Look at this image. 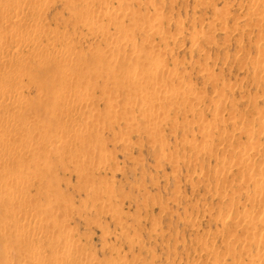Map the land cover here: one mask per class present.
Returning a JSON list of instances; mask_svg holds the SVG:
<instances>
[{
    "label": "rangeland",
    "instance_id": "rangeland-1",
    "mask_svg": "<svg viewBox=\"0 0 264 264\" xmlns=\"http://www.w3.org/2000/svg\"><path fill=\"white\" fill-rule=\"evenodd\" d=\"M13 1L17 9L40 11L30 15L32 24L18 23L14 29L40 24L42 36L57 44L43 41L50 54L42 59L52 58L47 67H37L30 49L20 52L29 59L23 66L0 67L2 87L8 80L20 89L17 96L0 98L1 104L15 103L9 112L0 104V118L10 120L6 127L0 124V136L13 132L0 145L14 154L0 162V172L10 175L23 168L19 172L25 179L34 168L41 176L38 184L34 178L24 180L28 196L15 200L24 205L27 199L30 216L17 211L15 202L8 204L13 211L0 204V226L25 235L24 242L10 246L0 236V247L7 242L11 249L3 254L5 262L36 248L44 264L60 258L59 264H264V0ZM4 20L0 11V27L10 32ZM67 49L73 51L69 56L56 57L54 51ZM158 60L165 61L160 70L155 69ZM55 66L59 73L54 74ZM12 74L23 79L11 81ZM65 86L71 99L82 93L87 104L74 96V103L80 102L75 109L69 99L58 103L57 92L69 89ZM155 114L164 120L155 122ZM70 121L88 130L81 134L79 126L78 140L65 150L58 142L36 150L39 140L26 132L38 130L54 139L73 126ZM13 123L25 131L12 128ZM0 178L3 189L6 180ZM35 211L51 230L46 225L38 231V219L31 218ZM11 214L20 223L29 221L44 240L8 225L5 217ZM15 263L27 264L19 258Z\"/></svg>",
    "mask_w": 264,
    "mask_h": 264
},
{
    "label": "bare ground",
    "instance_id": "bare-ground-1",
    "mask_svg": "<svg viewBox=\"0 0 264 264\" xmlns=\"http://www.w3.org/2000/svg\"><path fill=\"white\" fill-rule=\"evenodd\" d=\"M2 1H4L3 3L1 2L0 3V11L3 13V15H4V24H6L8 27H7V29H9L10 27H12V30H11V28H10V32H5L6 30H5V28H3V27H5V25L2 27V29H3V31H2V29H1V27H0V31H2V32H0V67L1 66H4V65H6V67H7V65H10L11 67L13 66V65H17V67H18V65H22L23 63L25 64V62L26 61H28V60H26L25 61V59H24V57H22L21 56V54H20V52L21 51H23L24 49H30V50H32L35 54H36V56H35V59H37V62H38V68H44V67H47L48 65H50L51 63H52V61H51V59L49 58V57H47L48 58V60H45V57H44V59H42L43 58V56H45V53H46V51L42 48V45H43V41L44 40H47V44H49V45H54V43H55V41L53 40V39H48L46 36L44 37V35L42 36V33H41V28H40V24H39V26H34V24H33V27H31V29H26V30H19V28L18 29H14L13 28V26H15L16 27V25L18 24V23H25L26 22V24H29V23H31L32 24V19L33 18H31V16L30 15H35L36 14V16H37V13H39L38 11L36 12V10L35 9H30L29 11H23V10H20V9H17L16 8V6L14 5L15 3H14V1L13 0H2ZM16 1V0H15ZM19 1V0H18ZM23 2V1H22ZM37 2V1H36ZM42 2V1H41ZM17 3V2H16ZM19 3V2H18ZM121 3V2H120ZM20 4V3H19ZM21 6H22V4H21ZM34 7V6H33ZM21 8V7H20ZM26 10V9H25ZM38 10V9H37ZM40 10V9H39ZM41 15H43V14H41ZM41 18H42V16H41ZM165 20V19H164ZM33 21H34V19H33ZM36 22V21H35ZM39 22V21H38ZM0 23H1V21H0ZM160 24V23H159ZM24 26H25V24H24ZM42 26V25H41ZM161 26H162V23H161ZM18 27V26H17ZM29 27V26H28ZM22 29V28H21ZM45 29V28H44ZM5 30V31H4ZM43 30V29H42ZM152 30V29H151ZM158 30V29H157ZM123 31V30H122ZM159 32H160V29L158 30ZM153 32H154V30H153ZM130 33V32H129ZM44 34H45V32H44ZM105 34V33H104ZM130 35V34H129ZM120 36V35H119ZM55 37V36H54ZM120 38H122V37H120ZM147 38V37H146ZM146 40V39H145ZM145 40H144V42H145ZM57 41V40H56ZM116 43V42H115ZM55 44H57V43H55ZM66 45V44H65ZM68 46V47H67ZM66 47L67 48H70V46L69 45H67ZM43 47H45V46H43ZM14 48V49H13ZM11 49H13V52L11 51V53H10V50ZM66 49V48H65ZM55 50V49H54ZM70 52H73V51H71V49H70V51H69V49H67L66 51H64V50H60V51H54V53L56 54V57L58 56V54L63 58V57H67V56H69L70 55ZM117 52V51H116ZM119 52V51H118ZM117 52V53H118ZM22 53V52H21ZM49 53V52H48ZM48 53H46V54H48ZM50 54V53H49ZM72 54V53H71ZM29 56V55H28ZM72 56V55H71ZM26 58H27V55H26ZM34 58V57H33ZM145 59V58H144ZM162 59V58H161ZM31 60V59H30ZM34 60V59H33ZM58 60V59H57ZM74 60H76V59H74ZM83 60V59H82ZM54 61V63H55V59L53 60ZM65 61V60H64ZM77 61H79V60H77ZM36 62V63H37ZM58 62V61H57ZM61 62V61H60ZM63 62V61H62ZM137 62H139V61H137ZM28 63V65H29V62H27ZM140 63V62H139ZM143 63H145V62H143ZM148 63V62H147ZM164 63H165V61L163 62V61H159L158 60V62L155 64V69L156 70H160V69H162V68H164ZM149 64H151V63H149ZM35 65V64H34ZM54 65V64H53ZM53 65H52V68H53ZM78 65V64H77ZM166 65V64H165ZM23 66V65H22ZM57 66V65H56ZM56 66H55V68H54V74L56 73V72H58L59 73V69L58 70H56L57 68H56ZM73 66V65H72ZM167 66V65H166ZM5 67V66H4ZM4 67H3V71H4ZM9 67V66H8ZM140 67H141V65H140ZM10 68V67H9ZM51 68V69H52ZM70 68V67H69ZM150 68V67H149ZM1 70H2V68H0ZM68 69V68H67ZM136 69V68H135ZM25 70V69H24ZM23 70V71H24ZM26 70H27V68H26ZM29 70V69H28ZM27 70V71H28ZM138 70H141V69H138ZM9 71V70H8ZM42 71V70H41ZM75 71H76V69H75ZM135 71V70H134ZM136 71H137V69H136ZM11 72V71H10ZM15 72V71H14ZM42 72H44V71H42ZM49 72L51 73V70H49ZM69 72V71H68ZM147 72H150V71H147L146 70V74H147ZM153 72H155V71H153ZM18 73V72H17ZM16 73V74H17ZM21 73H22V71H21ZM36 73V72H35ZM41 73V72H40ZM63 73V72H62ZM137 73V72H136ZM141 73V72H140ZM160 73V72H159ZM4 74V73H3ZM2 74V75H3ZM11 74V73H10ZM9 74V75H10ZM19 74V73H18ZM24 74V73H23ZM28 74V73H27ZM34 74V73H33ZM39 74V73H38ZM42 74V73H41ZM156 74V73H155ZM13 75V74H12ZM15 75V74H14ZM14 75L13 76H11V81H12V77H13V80H14V78H17V80H18V78H21V79H23V75H16L15 77H14ZM29 75V74H28ZM36 75V74H35ZM57 75V74H56ZM65 75V74H64ZM64 75L62 74V76H61V78H63L64 77ZM150 75V74H149ZM159 75V74H158ZM1 76V75H0ZM5 76V75H4ZM34 76V75H33ZM50 76L51 77H53L51 74H50ZM155 76V75H154ZM153 76V77H154ZM7 77H8V73H7ZM67 77V76H66ZM65 77V78H66ZM70 77L72 78V76L70 75ZM134 77V76H133ZM159 77V76H158ZM161 77V76H160ZM158 78V81H160L159 79H161V78ZM167 77V76H166ZM26 78V77H25ZM146 78V77H145ZM144 78V79H145ZM57 79H58V77L56 76V81H57ZM64 79V78H63ZM62 79V80H63ZM69 79V78H68ZM127 79V78H126ZM131 77H130V81H131ZM149 78H147V79H145V82H147V80H148ZM151 79V78H150ZM2 80V79H1ZM49 80V79H48ZM152 80V79H151ZM18 81H20V79L18 80ZM17 81V82H18ZM66 81V80H65ZM69 81V80H68ZM68 81L67 82H65V83H68ZM133 81V80H132ZM150 81V80H149ZM154 81V80H153ZM155 81H156V79H155ZM157 81V82H158ZM2 82V81H1ZM15 82V81H14ZM13 82V83H14ZM63 82H64V80H63ZM63 82H61V83H63ZM127 82H129V81H127ZM52 83H54L55 84V82H52ZM60 83V84H61ZM126 83V82H125ZM124 83V84H125ZM7 86H4L3 85V87H2V85L0 84V86H1V88H0V98H2V96L3 97H10L11 98V96H17V95H19V91H20V89H19V91H18V89H17V87H16V89H14V87H13V85H12V87H11V84H10V86H9V82H8V80H7ZM5 84V85H6ZM14 84H16V83H14ZM37 84H39L38 83V81H37ZM41 84H42V82H41ZM53 84V85H54ZM149 84V83H148ZM155 84V83H154ZM154 84H152V85H154ZM49 86H50V84H48ZM83 85V84H82ZM132 85V84H131ZM149 85H151V84H149ZM41 86V85H40ZM58 86V85H57ZM61 87H62V84H61ZM64 87V86H63ZM66 88H69V87H67V86H65ZM78 88H79V85L77 86ZM50 88V87H49ZM83 88V87H82ZM91 88V87H90ZM44 89H45V87H44ZM52 89V88H51ZM51 89H49V90H51ZM65 88H63L62 90H60V91H56L57 92V101H58V103H59V101H63V102H66L65 100H68L69 99V102L68 103H72V104H70V105H73V104H76V103H74L75 101L77 102V100H75V101H73L72 99H73V96L74 95H72L71 97H72V99L70 98V96L69 95H71V92L69 91V90H71L70 88L69 89H67V90H64ZM86 89V88H85ZM91 90V89H90ZM85 91V90H84ZM39 92H41V89L39 90ZM74 92H76V91H74ZM79 92V91H78ZM87 92V91H86ZM90 92V91H89ZM134 92V91H133ZM136 92V91H135ZM91 93V92H90ZM138 93H140V92H138ZM43 94H46V91L45 92H43ZM47 94H50V92L48 91L47 92ZM73 94V93H72ZM75 94V93H74ZM39 95H41V93H39ZM84 95V94H83ZM82 95V93H81V95L79 94V93H77L76 92V95L74 96L75 98L77 97V98H79V99H83V101H85V104L84 105H86L87 103H86V100H84V96ZM132 95V94H131ZM130 95V96H131ZM134 95V94H133ZM147 95V94H146ZM21 96V95H20ZM86 96V95H85ZM89 96L91 97V99H92V96L89 94ZM88 96V97H89ZM143 95H141V97H142ZM23 97V96H22ZM41 97H43V96H41ZM84 97V98H83ZM131 97H133L134 98V101H135V97L134 96H131ZM137 97V96H136ZM21 98V97H20ZM52 98V97H51ZM50 98V99H51ZM54 98V97H53ZM144 98H145V96H144ZM153 98H155V97H153ZM25 101H26V99H25V97L23 98ZM87 99V98H86ZM90 99V100H91ZM140 99V98H139ZM139 99H137L136 98V100H139ZM5 100V99H4ZM8 100H9V98H8ZM17 100V99H16ZM90 100H88V102L90 101ZM2 101V100H1ZM18 101V100H17ZM17 101H15V102H17ZM45 101H46V99H45ZM80 101V100H79ZM133 101V100H132ZM153 101V100H152ZM155 101V100H154ZM4 102V101H3ZM42 102V101H41ZM92 102V101H91ZM91 102H90V104H91ZM138 102H142V100L140 101H138ZM149 102H150V99H149ZM156 102H157V100H156ZM5 103H6V101H5ZM7 103H8V101H7ZM18 103V102H17ZM26 103H27V101H26ZM62 103V102H61ZM60 103V104H61ZM79 104H80V102H78ZM84 103V102H83ZM82 103V104H83ZM144 103V102H143ZM1 104V103H0ZM15 104V103H14ZM12 102H10V103H8V104H1V105H3L2 107L4 108V110L5 111H10V110H13L12 108H14L15 107V105H14ZM19 104H22V102H21V100L19 99V103H18V105ZM23 104H24V106H25V102H23ZM66 104H67V102H66ZM79 104H76V105H79ZM27 105V104H26ZM76 105H73V108L75 109V106ZM83 105V106H84ZM93 105V104H92ZM23 106V107H24ZM63 106H65V104H63ZM82 106V105H81ZM81 106H77V107H81ZM142 106V105H141ZM150 106V107H149ZM149 109H151V105L149 104ZM17 107V106H16ZM20 107H22V105H20ZM27 107H28V105H27ZM42 107H44V105L42 106ZM52 107V106H51ZM58 107V106H57ZM68 107H69V105H68ZM70 107H72V106H70ZM85 107V106H84ZM92 108H93V106H91ZM95 107V106H94ZM153 107H154V105H153ZM53 108V107H52ZM60 108H62L61 107V105H60ZM86 108V107H85ZM139 108V107H138ZM157 108H158V106H157ZM16 109H18V108H16ZM55 109H56V107H55ZM57 109H59V107L57 108ZM56 109V110H57ZM78 108H76V110H77ZM148 109V110H149ZM156 109V108H155ZM3 110V109H2ZM4 110H3V112H4ZM66 110V109H65ZM69 110H70V108H69ZM84 110V108L81 110V111H83ZM88 108H87V113H88ZM109 110V109H108ZM146 110H147V108H146ZM160 110H161V108H160ZM59 112H58V114L60 115L61 113H60V111L61 110H58ZM73 111V110H72ZM80 111V110H79ZM158 111V110H157ZM1 113H2V111H0ZM51 112H52V110H51ZM62 112V111H61ZM67 112V111H66ZM71 112V111H70ZM78 112V111H77ZM85 112H86V110H85ZM149 112L150 111H148V114H149ZM152 112H153V110H152ZM152 112H150V113H152ZM158 112H160V111H158ZM167 112V111H166ZM63 113H64V108H63ZM103 113V112H102ZM108 113V116H110L109 115V111L107 112ZM144 113H147V112H145L144 111ZM161 113V112H160ZM58 114L57 115H55V116H57V117H59L58 116ZM65 114V113H64ZM63 114V115H64ZM67 114H68V112H67ZM105 114V113H104ZM142 114H143V111H142ZM148 114H146L147 116H148ZM66 115V114H65ZM70 114H68V116H69ZM160 115H162V113L160 114ZM159 115V116H160ZM163 115H165V112L163 113ZM61 117H62V114L60 115ZM67 116V117H68ZM155 116H156V114H155ZM4 118H5V116H3ZM56 117V118H57ZM61 117H60V120H61ZM114 116H112V118H113ZM146 117V116H145ZM154 116H152V118H153ZM157 117L158 116H156V117H154V121L156 122H161V119H162V121L164 120V118H159V121L157 120ZM65 118V117H64ZM155 118H156V120H155ZM72 119V118H71ZM5 120V119H4ZM2 118H0V124H4V125H2L3 127H6L5 125H9V121H8V119L6 120V121H4ZM60 120H59V122H60ZM63 120V119H62ZM65 121H66V118L64 119ZM15 121V120H14ZM88 121V120H87ZM87 121H86V124H87ZM13 122V121H12ZM56 122H58V118H57V120H56ZM153 122V121H152ZM70 123H71V121H70ZM76 123V122H75ZM90 122H88V126H91L90 124H89ZM92 123H93V121H92ZM91 123V124H92ZM149 123H151L150 121H149ZM59 124H61V123H59ZM66 124H67V122H66ZM65 124V125H66ZM72 124V123H71ZM73 125V124H72ZM75 125V126H74ZM73 126H70L69 125V128H64V129H62V130H60V131H58V133H56V137H54V139H52V138H49V137H47L46 135L44 136L43 134H41V133H39V132H37L38 130H34V131H31L30 129H26V132L27 133H29L33 138L35 137L37 140H39V143L36 145V144H34L35 145V149L36 150H39L40 149V147H41V145H50V144H52V143H54V142H58L59 143V148H61V146L63 147L62 149H64V148H66V147H68V146H70V148L71 147H73L72 145L78 140V137H79V135H78V133H77V131L76 130H78L79 129V126H80V128H81V126H82V124L80 125H78V129H77V124H74ZM207 125V124H206ZM206 125H203V126H206ZM10 126H12V128L13 127H15V129L17 130V131H20V133H22L23 131H25L23 128H20V127H22V125L21 126H14V123H13V125H11L10 124ZM211 126V125H210ZM2 127V128H3ZM18 127V128H17ZM63 127V126H62ZM66 127H68V126H66ZM83 127H86V128H88L87 126H85V123L83 124ZM11 128V129H12ZM28 128V127H27ZM203 128V127H202ZM211 128V127H210ZM209 128V129H210ZM68 129V130H67ZM89 129H92L91 127L89 128ZM206 129V128H205ZM59 130V129H58ZM72 130H74L75 131V134L77 133V135H75L74 133L72 134L71 132H72ZM80 130V129H79ZM79 130H78V132H79ZM81 130H82V128H81ZM83 130H88V129H83ZM83 130H82V132H81V134L83 133ZM211 131H212V128H211ZM6 132V131H5ZM204 132V131H203ZM207 132H208V128H207ZM207 132H205V133H207ZM251 132V131H250ZM13 133V132H12ZM12 133L11 132H7V134L5 133V134H3V136L1 137L0 136V141H7V139H10L11 140V137L13 138V136H12ZM25 133V132H24ZM85 133V132H84ZM209 133H210V131H209ZM211 134V133H210ZM85 135V134H84ZM83 135V136H84ZM28 136V135H27ZM31 136H29V137H31ZM78 136V137H77ZM83 136H81L80 135V138L81 137H83ZM53 137V136H52ZM35 138H34V140H35ZM85 138V137H84ZM81 140V139H80ZM32 141V140H31ZM82 141V140H81ZM80 142V141H79ZM5 143V142H4ZM30 143V142H29ZM27 144V143H26ZM80 144V143H79ZM2 145V144H1ZM1 145H0V162L2 161V162H5L6 163V161L7 160H10L11 158V155H14V154H12V153H7L5 150H3L2 148H1ZM53 145V144H52ZM93 145V144H92ZM26 146V145H25ZM31 146V145H30ZM30 146H28V147H30ZM76 146H77V144H76ZM32 147V146H31ZM31 147H30V149H31ZM54 147H55V144H54ZM57 147H58V144H57ZM97 147H98V145H97ZM45 148V147H44ZM43 148V149H44ZM58 148V149H59ZM85 148H86V146H85ZM235 148V147H234ZM87 149V148H86ZM98 149H99V147H98ZM257 149V148H256ZM28 150V149H27ZM59 150H61V149H59ZM65 150V149H64ZM67 150H68V148H67ZM255 150V149H254ZM32 151H34V149L32 150ZM88 151V150H87ZM101 151H103V149L101 150ZM233 151V150H232ZM246 151L249 153L250 151H249V149H246ZM256 151V150H255ZM108 154V153H107ZM231 154V153H230ZM79 155H80V153H79ZM239 155V154H238ZM247 155V154H246ZM108 156V155H107ZM232 157V156H231ZM71 158V157H70ZM73 159H77V158H74V157H72ZM14 159V158H13ZM80 159V158H79ZM237 159H238V157H237ZM243 159V158H242ZM38 159H36V162H41V160H38ZM12 161V160H11ZM11 161H9V162H11ZM35 161V160H34ZM74 161V160H73ZM239 162V164H240V161H242L243 162V160H241V158L239 157V159L238 160H236V162ZM248 161H249V159H248ZM28 161H26V163L25 164H28L27 163ZM35 162V163H36ZM235 162V161H234ZM237 162V163H238ZM245 162V161H244ZM247 162V161H246ZM72 163V162H71ZM75 163V162H74ZM40 164V163H39ZM46 163H44V166L45 167H47V164L45 165ZM21 165V164H20ZM229 165V164H228ZM232 165V164H231ZM19 166V165H18ZM21 166H23V165H21ZM21 166L19 167V168H21ZM36 166H37V164H36ZM36 166H34V167H36ZM225 166H226V164H225ZM244 166V165H243ZM246 166H247V168H249L248 166H249V164L247 165V163H246ZM252 166V165H251ZM25 167H26V165H25ZM45 167L43 168V170L45 169ZM230 167V166H229ZM236 167V166H235ZM232 168H233V166H232ZM251 168V167H250ZM249 168V169H250ZM16 169V168H15ZM23 169V168H22ZM22 169H20L21 171H22ZM34 169V168H33ZM33 169H31V171L29 170L28 171V167H27V170L26 171H28L29 173L27 174V176H25L24 178L25 179H23V176L25 175V174H23V173H21V172H19L20 170L19 169H17V170H19V171H17V172H15L14 171V173L13 174H11L10 173V175H8V174H6V173H4V171H3V173H1L0 172V176L1 177H3V175H4V177H5V180L6 181H4L3 180V189L4 190H7V191H5V195L3 194V192L1 191V190H3L2 188L0 189V204H2V208L4 207L3 206V204H7V206H8V204H10V203H13L14 204V202H15V200L17 199L18 200V198L17 197H20L21 198V196H23V197H25V196H28L27 195V191H29V189L30 188H26V186H25V184L24 183H26L28 180H26V179H31V178H34V180L37 182V178H38V176L40 175V174H37V170L35 171V170H33ZM240 169V168H239ZM82 170V169H81ZM40 171V170H39ZM42 171V170H41ZM10 172V171H9ZM25 172V171H24ZM7 173H8V171H7ZM256 176H257V173H256ZM39 177H41V176H39ZM253 177V176H252ZM36 178V179H35ZM47 178V177H46ZM247 178V177H246ZM1 179V178H0ZM4 179V178H3ZM40 180H41V178H39ZM39 179H38V181H39ZM252 179V178H251ZM24 180H26V182H24ZM43 180H41V182H42ZM244 181H248L247 179L246 180H244ZM4 182H6V183H4ZM24 182V183H23ZM29 182H31V181H29ZM29 182H28V184H29ZM40 182V181H39ZM1 183H2V181H1ZM42 183H44V182H42ZM260 183V182H259ZM34 184V183H33ZM33 184L31 185V186H33ZM37 184H38V182H37ZM40 184V183H39ZM46 184V183H45ZM258 184V183H257ZM256 184V186H258ZM261 184V183H260ZM44 185V184H43ZM264 184H262V187L264 188V186H263ZM28 186H30V185H27V187ZM40 186V185H39ZM45 186L46 185H44V187H43V189L45 188ZM108 186H109V184H108ZM52 187V186H51ZM98 187V186H97ZM260 187V186H259ZM262 188V189H263ZM9 189H12V191L11 192H9L8 190ZM98 189V188H97ZM3 190V191H4ZM47 190V189H46ZM37 191H40L39 189L37 190ZM51 191H52V189H51ZM95 191V190H94ZM6 193H8V195H6ZM36 193V192H35ZM51 193H54L53 191L51 192ZM50 192H49V194L46 192V194H48L49 196H50V194H51ZM257 193H259L258 191H257ZM264 193V192H263ZM45 194V195H46ZM261 194H262V192H261ZM261 194H260V196H261ZM37 195V194H36ZM47 195V196H48ZM54 195H55V193H54ZM8 196H10V197H8ZM53 196V195H52ZM264 196V195H263ZM44 197H46V196H44ZM51 197V196H50ZM27 198V197H26ZM47 198V197H46ZM263 198V197H262ZM29 199H30V197H29ZM59 198H57L56 197V201H60V199L58 200ZM62 199V198H61ZM25 200H27V199H25ZM25 200H24V205L23 204H19L18 202L16 203V205L17 206H15L16 207V210L17 211H19V212H23V213H25L26 214V216L28 215V216H30L29 215V212H31V214H32V207H31V209L29 210L28 208L29 207H27V206H25L26 205V203H25ZM32 200V199H31ZM45 200V199H44ZM54 200H55V198H54ZM54 200H53V202H54ZM63 200V199H62ZM19 201V200H18ZM21 201V200H20ZM50 201H52V200H50ZM68 201V200H67ZM66 201V202H67ZM263 201V200H262ZM45 202V201H44ZM60 204H61V202H60ZM68 204V203H67ZM64 205V204H63ZM55 206H57V204L55 205ZM1 207V206H0ZM8 207H10V205L8 206ZM60 207L61 208H63L61 205H60ZM1 208V209H2ZM11 208V207H10ZM13 208V207H12ZM11 208V210L13 211V209ZM55 208V207H54ZM4 209V208H3ZM3 211H5V210H2L1 212H3ZM5 214H6V212H4ZM15 213H16V211H15ZM39 213H41V212H39ZM43 213H44V211H43ZM50 213H51V211H50ZM263 213H264V211H263ZM12 214H13V212H12ZM7 215V217H5V219H6V222H7V224L9 225V223H14V226L15 225H17L18 226V230L20 229V230H22V231H32V234H31V232H29L32 236H33V238H34V240H35V237L37 238L38 237V240L40 239V240H42L43 238H39V236H37L39 233H38V231H39V229L41 230H43L44 228H45V226L47 225V223L45 222L46 220L45 219H41V217H44V216H39V214H37L36 213V211H35V213H33V215H34V217H31V218H35V219H38V231H36V230H34V229H32L31 228V226L30 225H32V224H30L29 223V221H28V223L30 224H28V223H25V222H23V223H20V222H18L17 220H16V215H15V219H14V216L13 215ZM21 214V213H20ZM262 214V213H261ZM42 215V214H41ZM262 215H264V214H262ZM3 216V215H2ZM18 216V215H17ZM22 216V215H21ZM46 217H47V215H46ZM256 217H258V216H256ZM4 218V217H3ZM22 218V217H21ZM45 218V217H44ZM251 218H253V217H251ZM18 219V218H17ZM248 219V218H247ZM258 219H260V217L258 218ZM257 219V220H258ZM45 220V221H44ZM51 220V219H50ZM56 220V219H55ZM59 220V219H58ZM58 220H57V222H58ZM48 221V220H47ZM251 221V220H250ZM259 221V220H258ZM0 222H1V219H0ZM36 222V223H37ZM4 223V222H3ZM60 223V222H59ZM7 225V226H8ZM4 224H3V226H2V223H1V226H0V236H1V239H3V238H6L7 237V239H6V241L7 242H9V246H10V244H14V242H18V241H20V240H23V242H24V240H25V235H19V234H16V233H14V234H11L10 233V229H9V231H7V229L6 228H4ZM10 226H11V224H10ZM50 226V227H49ZM47 225V227H49L48 229H50L51 230V225ZM52 226H53V224H52ZM56 227H59V224L57 223V225H55ZM54 226V227H55ZM63 226V225H62ZM12 227H13V224H12ZM55 227V228H56ZM9 228V227H8ZM17 229V228H16ZM54 230V229H53ZM57 230V229H56ZM55 230V231H56ZM59 230H61L60 229V227H59ZM64 230V229H63ZM58 231V230H57ZM56 231V232H57ZM66 231V230H65ZM70 231V230H69ZM39 232H41V231H39ZM47 232V231H46ZM8 233H9V235H8ZM18 233V232H17ZM42 233H43V231H42ZM64 233V232H63ZM70 233V232H69ZM68 233V234H69ZM28 234V233H27ZM51 234V233H50ZM67 234V233H66ZM67 234V235H68ZM71 234V233H70ZM30 235V236H31ZM40 235V234H39ZM44 235V234H43ZM66 235V236H67ZM31 236V237H32ZM53 236V235H52ZM70 236V235H69ZM68 236V237H69ZM72 236H73V234H72ZM3 237V238H2ZM45 237V236H44ZM8 238H9V240L11 239L13 242H10L9 240H8ZM46 238V237H45ZM53 238V237H52ZM51 238V239H52ZM71 238V240L73 239L72 237H69V239ZM31 239V238H30ZM53 239H55V238H53ZM65 239H67V237L65 238ZM39 240V241H40ZM44 240V239H43ZM58 240H59V238H58ZM68 240V239H67ZM70 240V241H71ZM5 241V240H4ZM32 241V240H31ZM30 240L28 241H26V243L27 242H31ZM63 241V240H62ZM70 241H68L69 243H70ZM7 242H5V244H3L2 243V246L0 247V251L2 252V255H0V264H13V262L14 261H16V259L17 258H19V260L20 261H25V262H27V264H44L46 261L42 258L43 256H41L40 257V254H39V250L38 249H36L35 247V249H33V250H29L27 253L25 252L24 253V251H23V253L21 252V254H19L18 253V255L17 256H19V257H16V256H14L13 254V256L15 257H12V258H10V257H8L7 258V260H6V262H5V259H4V256H3V254H5V256L7 255V254H9V252H10V248H9V246H8V243ZM23 242H21V245L23 244ZM35 242V241H34ZM57 242V239L56 240H52L51 242H49L51 245L52 244H54V243H56ZM59 242V241H58ZM57 242V243H58ZM40 243H41V241H40ZM43 243H44V241H43ZM63 243V242H62ZM67 243V242H66ZM66 243H65V245H66ZM50 244H48V245H50ZM61 244V243H60ZM72 244H74V243H72ZM15 245V244H14ZM18 245V244H17ZM58 245V244H57ZM12 247V246H11ZM18 247V246H17ZM33 247V246H32ZM55 247V246H54ZM57 247V246H56ZM55 247V248H56ZM73 247V246H72ZM20 248V247H19ZM13 249V248H12ZM73 249H74V247H73ZM56 250V249H55ZM66 251V250H65ZM74 251V250H73ZM18 252H20V251H18ZM71 252V251H70ZM71 254V253H70ZM69 254V255H70ZM42 255H43V253H42ZM61 255H63V254H61ZM72 255V254H71ZM8 256V255H7ZM10 256V255H9ZM65 257V256H64ZM69 257H71V256H69ZM14 258V259H13ZM66 258H68V257H66ZM61 259V261H58L57 260V264H59V262L61 263L62 262V258H60ZM49 260H50V258H49ZM63 260H65L64 258H63ZM83 260H84V258H83ZM85 260H87V259H85ZM82 262H84V261H82ZM87 262H88V260H87ZM18 263H19V261H18ZM24 263V262H23ZM85 263V262H84ZM15 264H17V263H15ZM56 264V263H55Z\"/></svg>",
    "mask_w": 264,
    "mask_h": 264
}]
</instances>
